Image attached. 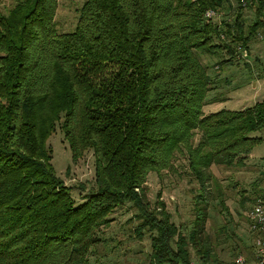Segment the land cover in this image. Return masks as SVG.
<instances>
[{"label":"trees","instance_id":"16d2710c","mask_svg":"<svg viewBox=\"0 0 264 264\" xmlns=\"http://www.w3.org/2000/svg\"><path fill=\"white\" fill-rule=\"evenodd\" d=\"M243 6L264 16V0H84L74 29L59 32L57 0H13L0 12V264H89L96 230L129 201L154 262L193 264L190 247L209 262V166H241L264 142V98L202 110L213 81L200 56L247 55ZM234 7L232 20L205 16ZM56 127L72 159L93 155L94 186L80 202L51 162ZM176 154L199 183L187 234L143 206L148 173L173 167Z\"/></svg>","mask_w":264,"mask_h":264},{"label":"rangeland","instance_id":"374dc122","mask_svg":"<svg viewBox=\"0 0 264 264\" xmlns=\"http://www.w3.org/2000/svg\"><path fill=\"white\" fill-rule=\"evenodd\" d=\"M83 1L57 0L54 20L59 32L74 29ZM12 3L13 0H0V12ZM238 11V7L228 10L226 15L218 11L214 20L224 17L232 20ZM240 14L243 32L248 35L247 55L243 54L245 52L234 54L231 63H222L223 59L231 57L225 50L200 56L201 61L209 66L213 81L212 90L206 95V104L202 107L204 113L222 108L240 109L264 98V21L249 32L257 17L264 20V16L258 15L251 6L241 7ZM257 134L260 133H252ZM47 144L51 148V162L56 173L71 186L76 202L82 201L94 186L91 150H86L76 160L72 159L68 142L59 127L50 135ZM208 171L212 180L206 187L207 213L201 235L212 245L214 255L204 263L190 247V257L194 264H235L239 254L245 255L247 249H252L254 235L250 232L247 212L258 199L264 205V142L253 147L245 164H212ZM144 187V208L158 218L160 212H166L169 221L171 214V221L181 233H189L197 214L195 202L200 191L185 157L176 154L173 167L150 171ZM141 214L142 211L130 201L111 211L107 215L110 222L96 230L100 241L88 254L89 264H157L151 256L150 231L143 229V233L137 235L135 230L142 222Z\"/></svg>","mask_w":264,"mask_h":264},{"label":"built area","instance_id":"2783aa9c","mask_svg":"<svg viewBox=\"0 0 264 264\" xmlns=\"http://www.w3.org/2000/svg\"><path fill=\"white\" fill-rule=\"evenodd\" d=\"M246 4V0H242ZM205 16L213 18L216 16L213 10H207ZM248 224L251 232L254 234L253 243L256 259L248 262L246 257L239 254L235 258V264H264V205L260 199L254 202L247 212Z\"/></svg>","mask_w":264,"mask_h":264},{"label":"crops","instance_id":"0c3cea01","mask_svg":"<svg viewBox=\"0 0 264 264\" xmlns=\"http://www.w3.org/2000/svg\"><path fill=\"white\" fill-rule=\"evenodd\" d=\"M250 232H251V230H250ZM251 233H252V232H251ZM252 234H253V233H252ZM253 235H254V234H253ZM210 248H212V245H211ZM210 250H211V249H210ZM248 251H249V250H248ZM212 253H213V252H212ZM213 255H214V254H212L211 256H213ZM214 257H216V256H214ZM245 257H246V259H247L248 262H252V261H254V260L256 259L253 239H252V249H251L250 252H246ZM192 263L194 264L193 261H192Z\"/></svg>","mask_w":264,"mask_h":264}]
</instances>
